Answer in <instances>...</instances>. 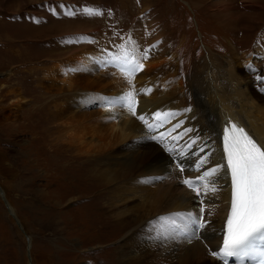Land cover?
I'll use <instances>...</instances> for the list:
<instances>
[{
    "label": "bare ground",
    "instance_id": "bare-ground-1",
    "mask_svg": "<svg viewBox=\"0 0 264 264\" xmlns=\"http://www.w3.org/2000/svg\"><path fill=\"white\" fill-rule=\"evenodd\" d=\"M210 1L217 6L215 7L216 12L213 15L207 13L206 15L218 25L220 37L225 35L223 45L225 52L221 50L222 52L216 53L217 51L214 52L213 49L208 51V56L200 64L202 72L199 76L195 74L187 76L186 73H184V77L181 76V59L179 54L173 50V39L167 28L169 26L167 16L153 18L155 16H153L152 11L155 10L148 9L151 6L146 7V13L148 14H145L142 19L135 23V28L121 39V42L129 48L133 47L131 42L135 41V44L138 45V52L148 50V58L142 61L144 64L143 70L135 75L131 85L120 70L114 71L112 69V73L102 71L105 76H112L110 88L117 90L121 95L133 86L137 90L136 116H133L127 107L120 106V110L115 111L107 109L106 112L111 115L112 119L102 129L104 133H119V145H121L122 150L120 159L121 182L115 201L117 206L109 204L111 207H117L118 212L115 215H111L109 210L108 213H105V217L112 219L110 221L112 233L111 236L108 235V240L100 235L103 228L92 222V229L96 232L97 238H100L97 239L98 247L92 250L101 249V252L105 253L103 258L109 259L110 264H117V262L118 264H222L218 258L213 257L211 254V257L207 256L206 252L217 251L223 242L226 219L230 210L231 194L230 175L229 170L226 168L220 173L219 193L215 196H206L209 202L212 200L216 202L213 203L212 210L209 212L211 215L208 214L205 218L206 220L210 219V224L206 229H202L197 233L199 238L188 240L181 235L157 238L149 227L150 221L169 213H198L196 200L199 198L182 181L186 178L195 179L197 175L202 174L210 167H215L217 164H226L222 148V135L225 125L232 121L244 125L257 143L264 147V109L262 108L264 100L259 95L256 81L247 74L249 70L246 68L248 61H252L257 71L264 70V61H262L264 58V42L251 45V38H254L256 30L264 23V2L263 0L247 1L243 2L241 6L239 0ZM143 2L147 3L149 0H143ZM192 3L191 8L198 5L195 0ZM197 8L194 10H197ZM213 9L214 7H212ZM159 11L162 14L161 10ZM107 18L109 17L107 16ZM114 23L116 22L113 21L112 17L110 20L106 19V21L100 22L99 25L97 24L100 28L90 30V32H85L87 28H77L75 25V28L72 26V34H69L70 29L68 31L66 29L68 34L65 33V41L69 37L85 34L88 40L75 42L79 45L67 42H65V45L58 42L60 45L51 44L49 48L46 46L45 51L47 52L49 50L58 51L63 47L64 51L53 55L55 62L45 63L49 66L54 64L53 66L38 67L36 69L37 77H40L43 83L45 81H50L53 84L56 82L66 83L67 79L63 77L66 71H63L62 68L58 70L59 64L64 61H69V64H72L74 56L77 57L80 50L91 48V46L96 47V45L90 44V39H92L90 33L100 37L104 34L113 36L110 31L118 30V26ZM59 28L46 29L43 39L49 40L48 38L53 36V32L59 30ZM93 28L95 27L93 26ZM86 44H90V46ZM23 51L20 56L23 54L24 58L20 59L19 57L18 61L24 67L29 60L26 62L27 56ZM82 54L83 52L78 55L79 61L90 65L89 61L82 57ZM262 56L263 58H261ZM13 61H15L14 58L9 63ZM28 71L31 70L28 69ZM204 72L206 77L203 80L200 77ZM38 89V85H33L30 88L33 92H37ZM142 89H151V91H140ZM9 92L13 95L11 99L13 102L9 110L13 111L16 118L23 117L24 123L20 127L29 129L32 133L31 140H34L38 145V152L41 156H44L45 165L49 169H46L47 174H45L48 182L56 180L59 168L55 163L59 159L62 161L65 157L56 152L62 153L64 151V154H67L69 151L74 150V158L90 155V143L86 142L84 136H79L74 130L68 129L71 123L79 117V115H71L74 112L72 102H76L77 98L70 99L64 96L59 101L54 97L50 99L53 103V109H51V106L45 100H41L40 96H36L34 100L23 97L25 90L18 85ZM185 92L189 96L192 95L189 102H185L188 99L187 97L178 99V96L185 95ZM58 95H62V93ZM32 100L34 104L38 105L33 108L28 106L24 109V104L29 105ZM189 107L192 110L184 112V109ZM47 109H49L48 113L45 112ZM157 112H172L176 115L169 118L163 126L158 127L155 131H149L138 117L143 115L152 123L155 122ZM116 114L117 118L114 120L113 117ZM70 116L72 117L70 118ZM105 120L107 121V118ZM15 121L11 120L7 124L12 126ZM181 121L183 123L171 133L172 136L183 134L185 129H192V131L183 135L178 142H175L177 149L190 142V140H197V137H199L196 146L192 150L197 155L190 154L183 161L187 165L184 172H181L176 166L181 161L175 159L174 153L166 150L164 143L144 139L145 137L158 135L160 132H167L169 126ZM83 127L90 126L85 125ZM100 135L102 136L103 133ZM101 140L100 143L93 146L92 151L106 150L112 144V140H107L104 136ZM138 142L141 143L140 146L133 145ZM173 144L174 142L169 139L167 147H173ZM205 145L207 146L205 147ZM48 146L53 148L50 149ZM200 147H204L203 153L198 152ZM208 153H211L208 164L198 171L194 169L192 165L196 162L197 156L207 155ZM68 156L71 157L72 154ZM33 162V160H25V167L27 168L25 176L34 180L31 170V163ZM78 166L74 164L68 166L71 169L69 171L75 173L74 176L77 175V179L79 175ZM80 168L85 173L86 170L81 165ZM60 178L59 180H61ZM83 180L86 181L84 183L88 182L87 178L83 177ZM70 183L72 184V181ZM25 189L29 194L36 193L33 188L26 186ZM72 189L71 193H77L75 188ZM0 191H2L1 187ZM40 192L45 195L43 190H40ZM68 192L61 195L58 191L52 193H54V197L60 195L62 198H66L69 196ZM45 197L48 198V195H45ZM49 201L53 202L52 200ZM53 204L56 208L55 202ZM79 214L80 217L77 221L84 220L82 218L87 217L85 222L90 226V212L83 209L80 210ZM16 221L21 226L20 221L18 219ZM117 237L120 238L119 247L108 250L109 245L102 246V244L117 241Z\"/></svg>",
    "mask_w": 264,
    "mask_h": 264
},
{
    "label": "rangeland",
    "instance_id": "rangeland-1",
    "mask_svg": "<svg viewBox=\"0 0 264 264\" xmlns=\"http://www.w3.org/2000/svg\"><path fill=\"white\" fill-rule=\"evenodd\" d=\"M193 1L149 0L146 3L143 0H0V187L3 191H0V264H110L109 259L103 258L105 253L101 252V249L92 250L98 247L100 239L92 229V222L103 228L100 235L108 240V235L111 236L112 233L110 224L112 219L105 217V213H108V210L111 215L118 212L117 207H111L109 204L116 205V196L119 193L122 150L119 145V133H104L102 129L112 119L106 110H120V106H110L90 98L93 95L120 96L121 93L110 88L112 76L107 77L103 74L104 71L112 73V69L114 71H119V69L112 68L111 65L101 66L92 58L108 53H117L118 46L123 44L122 37L135 28V23L148 14L146 7L151 6L148 9L156 11H152L155 16L153 18L167 16L169 24L167 28L173 39V50L179 54L181 59V76L184 77V73L187 76L194 74L199 76L202 72L200 64L208 56V51L213 49L214 52L217 51L216 53L225 52L223 50L225 35L220 37L218 25L206 15V13L213 15L217 6L210 0H195L198 5L191 8L190 5H193ZM239 1L242 6L243 2L255 0ZM60 4L71 6L73 10L85 6L96 8L101 11L102 15L87 16L77 12L76 16H66L64 15L66 8H60ZM50 7L57 9L56 14L49 11ZM212 7H214L213 10ZM196 8L197 10H194ZM112 17L116 22L114 24L118 26V30L110 31L113 36L104 34L100 37L90 33L92 38L90 44H94L96 47L91 46L90 48V44H86L89 45V48L80 50L77 57L74 56L72 64H69V61L59 64L58 70L62 68L63 71H66L63 74V77L67 79L66 83L56 82L53 84L50 81L43 83L40 77H37L36 69L38 67H48L49 64L45 63L55 62L53 55L64 51V47L58 51L49 50L47 52L45 49L49 48L51 44L60 45V42L65 44L64 36L68 34L66 29L71 31L75 27H80L87 28L85 32H90V30L100 28L98 27L100 22H104L106 19L110 20ZM56 27L61 28L54 31V35L49 37V40L43 39L46 29H55ZM14 28L17 30L15 31ZM63 30L65 31L63 32ZM70 31L69 34H72ZM15 34L18 36L16 37ZM263 38L264 23L256 30L254 38H251V45L254 43L258 45L260 42L262 44ZM74 44L79 45L75 42ZM22 51L26 53V62L29 60L24 67L18 61L19 57L20 59L24 58L23 54L20 56ZM81 52H83L82 57L88 60L90 65L79 61L78 55ZM13 58L15 61L9 63ZM250 63L253 64L252 61H248L247 64ZM53 65L51 64L49 67ZM72 69L82 70L72 71ZM258 73L264 75V70L258 71ZM247 74L252 78L256 75L250 71ZM205 77L204 72L200 79L204 80ZM17 85L25 90L23 97L34 100L36 96H40V99L45 100L51 109H53V103L50 99L54 97L59 101L64 96L78 99L76 102H72L74 112L71 115H79V117L71 123L68 129L74 130L79 136H84L86 142L90 143V155L74 158V150H71L67 153L68 155L72 154L71 158L64 154V151L56 152L65 157L62 161L59 159L55 163L59 168L58 178L56 177V180H51V182L45 178L46 169H48L45 165L46 160L38 152L36 142L31 140L32 133L29 129L20 127L24 123L23 117L16 118L13 111L9 110L13 102L11 100L13 95L9 91H12ZM33 85L39 86L37 92L30 90ZM60 93L62 95H58ZM259 95L264 100V92L259 91ZM186 97L188 99L185 102H189L192 95L189 96L185 92V95H179L178 99ZM33 100L29 105L25 103L23 108L26 109L28 106L33 108L38 105L34 104ZM75 103L76 105H74ZM262 108L264 109V106ZM48 110L45 112L48 113ZM113 118L115 120L117 114ZM11 120L16 121L12 126H9L7 123ZM85 125L90 127H83ZM103 136L107 140H112L111 146L106 150L92 151L93 146L100 143ZM133 145L140 146L141 143ZM48 147L53 148L52 146ZM25 160L34 161L31 163L34 180L25 176L27 174ZM37 161L38 163H36ZM67 162L69 165H79L78 179L77 175L74 176L75 173L69 171L71 169ZM80 165L86 170L85 173ZM83 177L87 178V183H84L86 181L83 180ZM26 186L36 190V193L29 194L25 189ZM72 188H75L77 193H71ZM40 190H43L48 198L42 195ZM53 191H58L60 195L68 192L69 196L66 198H62L60 195L54 197ZM54 202L57 205L56 208H54ZM199 202L200 199H197L198 212L201 206H205L208 211L206 210L203 215L204 218H207L216 201L209 202V199L205 197L203 205ZM83 209L90 212V226L85 222L87 217L77 221L80 217V210ZM17 219L21 226L16 221ZM50 224L51 226H49ZM27 237H29V241ZM116 240L109 244H102V246L109 245L108 250L117 248L120 246V238L117 237ZM206 253L211 257L210 252Z\"/></svg>",
    "mask_w": 264,
    "mask_h": 264
},
{
    "label": "snow or ice",
    "instance_id": "snow-or-ice-1",
    "mask_svg": "<svg viewBox=\"0 0 264 264\" xmlns=\"http://www.w3.org/2000/svg\"><path fill=\"white\" fill-rule=\"evenodd\" d=\"M60 8H66L64 15L76 16L77 12L87 16L102 15L101 11L92 7H83L73 10L71 6L63 4ZM49 11L56 14V8H49ZM88 40L85 36H74L66 39L67 43ZM132 48L126 44L118 46L117 53H108L100 57L92 58L101 66L114 65L119 68L121 73L127 78L131 85L135 75L144 68L143 60L148 58V50L138 52V45L135 41L131 42ZM155 47V46H153ZM246 68L256 73L254 80L258 86V91L264 92V75L258 73L253 64L246 65ZM82 69H72L80 71ZM140 91L150 92L151 89H142ZM137 90L133 86L123 95L116 97L93 95L91 100H99L110 106L127 107L128 111L136 116L137 114ZM192 109L186 108L184 112H190ZM176 113L166 112L155 114V122L150 123L145 116L138 118L143 121L149 131H155L163 126L169 118L174 117ZM177 123L172 126L168 132H160L158 135L145 137L164 143L166 150L174 153L175 159L181 161L176 166L184 172L187 165L183 161L191 154L197 155L192 151L197 144V140L180 146H175V142L182 139L192 129H185L183 134L172 136L171 133L180 127ZM174 142L173 147H167L168 140ZM207 145H205L206 147ZM199 153L204 152V147L198 149ZM223 152L226 157V164H217L199 174L195 179L186 178L182 181L189 189L195 192L200 199L201 205L204 204V197L215 196L220 191L219 179L223 169L230 172L231 181V199L230 211L228 213L222 246L217 251H210L213 257L218 258L222 264H229V258H234L235 264H264V147L259 145L244 128L231 124L223 132ZM211 153L207 155H198L197 160L192 165L197 171L204 168L209 162ZM206 212L205 207L201 206L198 213L194 212H174L164 216L157 217L149 222L150 229L156 234L157 238L181 235L191 240L199 238L197 233L206 229L210 224V219L206 220L202 214ZM211 213H209V216Z\"/></svg>",
    "mask_w": 264,
    "mask_h": 264
},
{
    "label": "water",
    "instance_id": "water-1",
    "mask_svg": "<svg viewBox=\"0 0 264 264\" xmlns=\"http://www.w3.org/2000/svg\"><path fill=\"white\" fill-rule=\"evenodd\" d=\"M8 206V205H7ZM9 207V206H8ZM12 215H13V213H11ZM14 216V215H13ZM28 238V241H29V237H27ZM29 256H30V253H29Z\"/></svg>",
    "mask_w": 264,
    "mask_h": 264
}]
</instances>
